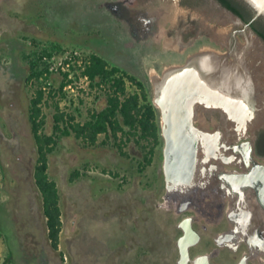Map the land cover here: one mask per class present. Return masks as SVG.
Returning <instances> with one entry per match:
<instances>
[{"label":"rangeland","instance_id":"374dc122","mask_svg":"<svg viewBox=\"0 0 264 264\" xmlns=\"http://www.w3.org/2000/svg\"><path fill=\"white\" fill-rule=\"evenodd\" d=\"M242 28L214 0H0V264H178L179 259L182 216L176 212L177 191L166 186L163 141L144 166L151 148L147 141H128L124 156L113 139L103 143L104 134L90 147L64 136L49 156L63 212L59 249L52 247L35 182L38 149L29 120L38 85L27 81L35 51L61 46L45 60L53 71L48 82L57 89L65 72L76 78L91 53L135 75L157 108L161 133L155 72L205 45L226 51L209 30L236 33L239 45L249 46L247 63L258 76L255 82L264 84V47L257 49L255 36ZM76 85L65 87L68 98L62 105L69 107L75 99L68 110L78 106V119L84 121L90 108L105 105V95L85 80ZM127 88L133 92L136 86L127 82ZM258 97L260 108L264 92ZM51 104L44 106L47 133L54 125ZM256 116L248 131L264 125V109ZM75 170L82 175L72 180ZM206 225L199 228L211 229Z\"/></svg>","mask_w":264,"mask_h":264},{"label":"flooded vegetation","instance_id":"af4514ba","mask_svg":"<svg viewBox=\"0 0 264 264\" xmlns=\"http://www.w3.org/2000/svg\"><path fill=\"white\" fill-rule=\"evenodd\" d=\"M262 19L252 12L251 21ZM216 31L206 32L226 51L205 45L167 63L152 80L163 118L164 178L179 195L176 212L182 216L178 264H264V125L248 131L264 100L259 108L260 92L247 75L254 72L246 68L249 48L239 45L236 33L216 37ZM173 80L187 91L175 109L160 94ZM175 136L196 140L190 178L168 149ZM230 206L240 212L223 214ZM204 223L211 229L201 230Z\"/></svg>","mask_w":264,"mask_h":264},{"label":"trees","instance_id":"16d2710c","mask_svg":"<svg viewBox=\"0 0 264 264\" xmlns=\"http://www.w3.org/2000/svg\"><path fill=\"white\" fill-rule=\"evenodd\" d=\"M218 1L242 17L244 22L250 23L264 38V19L251 21V10L237 0ZM60 48L59 45H52L35 51L30 60V73L27 78L33 85L38 84L29 105V120L38 149L34 176L43 200L48 238L55 250L60 245L63 212L58 184L49 174V156L57 149L60 139L73 135L90 147L99 145L100 135L104 134L106 139L103 143L107 144L113 139L124 156L128 155L124 151V145L128 141L134 139L141 143L145 140L151 148L144 166L153 161L155 149L161 143L157 108L151 102L143 81L118 66H111L101 55L91 53L75 79H70V73L65 72L61 87L57 89L51 86L48 81L53 71L45 60L51 57L53 49ZM72 55L77 59V56ZM77 80H85L90 89L105 95V105L101 108H90L84 121L78 119L81 115L78 106L74 108L77 114L68 110L75 105V99H70L69 107L62 105V100L68 98L65 87L76 85ZM127 82L136 86L135 91H128ZM50 101L55 111L54 125L53 132L47 133L44 106ZM81 175V171L75 170L71 179L75 180Z\"/></svg>","mask_w":264,"mask_h":264},{"label":"water","instance_id":"95a60500","mask_svg":"<svg viewBox=\"0 0 264 264\" xmlns=\"http://www.w3.org/2000/svg\"><path fill=\"white\" fill-rule=\"evenodd\" d=\"M237 1L242 5H244L245 7H247L249 10H251L255 14V16L264 19V0H237ZM215 2L223 11H226L231 16L235 17L237 20H239V22H244L242 17H240L238 14H236L235 12L224 6L218 0H215ZM244 27L249 28L252 34L255 36V38H259L260 40H262V42H264V38H262L254 30V28L250 25V23L244 22ZM247 45L250 44L248 43ZM207 59L209 58L207 57ZM199 73L202 74L201 71H199ZM182 84L183 82L181 83V81L177 82L173 80L167 83L165 90L160 92V94H162L163 92L164 95L166 94V100L168 101V103L172 104L170 105L171 108L177 106L176 104L182 101V97H184L185 94L187 93V91H185L184 89L185 87ZM176 132L177 131H175V133ZM168 145H169L168 149L172 152L174 159L177 160L176 164L178 166L182 165L185 171L188 172L190 178L195 167L196 140L194 138L190 140H181L176 137L169 140ZM182 254L183 257L186 255L185 248L182 249Z\"/></svg>","mask_w":264,"mask_h":264},{"label":"crops","instance_id":"0c3cea01","mask_svg":"<svg viewBox=\"0 0 264 264\" xmlns=\"http://www.w3.org/2000/svg\"><path fill=\"white\" fill-rule=\"evenodd\" d=\"M226 14H228V15H230L229 13H227L226 11H224ZM231 16V15H230ZM233 17V16H232ZM233 19L235 20V21H237V22H239V20H237L235 17H233ZM224 24H226V23H224ZM214 34H212V35H214V36H216V37H219V36H221V34L218 32V31H216V32H213ZM252 40H255L257 43H258V48L257 49H259L260 47H264V42H262V40H260L259 38H253ZM251 46V45H250ZM257 49H254L255 51L257 50ZM250 51V49H248V51L247 52H249ZM256 53V52H255ZM257 54V53H256ZM246 68H248V70H250L251 68H250V65H248ZM247 75H248V77H253L254 78V82H255V78H257L258 76L256 75V74H254V72H251V73H247ZM221 85H223V86H226V84L223 82V83H221ZM255 86L257 87V90H258V92H264V90H261L260 89V87L261 86H263L264 87V84H262V83H259L258 82V80H257V82H255ZM221 88V87H220ZM219 88V90H222V88L220 89ZM230 89H232V90H234L233 89V87H229ZM241 90H243L242 88H239V91H241ZM244 90H246V88L244 89ZM236 211H238V212H240L238 209H234V207L232 206H230L229 208H226L225 210H224V212H223V214H225V215H227V213L228 214H231V213H233V212H236ZM225 218V216L222 218V219H224ZM219 229H221V227H219Z\"/></svg>","mask_w":264,"mask_h":264},{"label":"bare ground","instance_id":"6f19581e","mask_svg":"<svg viewBox=\"0 0 264 264\" xmlns=\"http://www.w3.org/2000/svg\"><path fill=\"white\" fill-rule=\"evenodd\" d=\"M223 15H225V14H223ZM224 18H225V19H228V18H230V17H229V16H225ZM151 33H152V32H151ZM251 41H252V40H251ZM255 42H256V41H255ZM255 42H254V43H255ZM256 44H257V46H258V43H256ZM254 45H255V44H254ZM257 48H258V47H257ZM195 71H196L195 74H197V71L199 72V69L196 68ZM200 75H201V74H200ZM197 77H198V74H197Z\"/></svg>","mask_w":264,"mask_h":264}]
</instances>
